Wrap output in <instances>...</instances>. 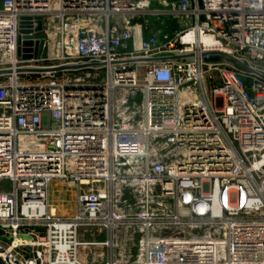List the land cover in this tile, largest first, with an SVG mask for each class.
Returning <instances> with one entry per match:
<instances>
[{
	"label": "built area",
	"instance_id": "1",
	"mask_svg": "<svg viewBox=\"0 0 264 264\" xmlns=\"http://www.w3.org/2000/svg\"><path fill=\"white\" fill-rule=\"evenodd\" d=\"M148 16L182 28L146 36ZM22 19L34 42L42 22L40 59L18 55ZM84 64L103 67L16 74ZM2 71L5 264H89L87 229L107 233L106 264H264V0H0ZM54 182L77 187L73 215ZM121 228L141 235L134 262L115 252Z\"/></svg>",
	"mask_w": 264,
	"mask_h": 264
},
{
	"label": "rangeland",
	"instance_id": "2",
	"mask_svg": "<svg viewBox=\"0 0 264 264\" xmlns=\"http://www.w3.org/2000/svg\"><path fill=\"white\" fill-rule=\"evenodd\" d=\"M158 9V6L152 8V10ZM135 23L143 25L144 33L146 36L148 35H162L165 33H173L174 31L181 29V24L179 22L174 21L173 19L163 18L158 19L153 16H148L146 18L136 19ZM55 53L54 43H51V46L46 52V56L49 54ZM91 73V72H90ZM140 74H144V69H140ZM94 75V74H93ZM32 78H38V76H32ZM210 90L211 87L208 86ZM137 101L138 107L142 105V96L138 93V96L134 100ZM61 186L65 187L66 189L60 191L58 186L52 188L51 187V201L52 205H55L58 209L59 215H72L76 209V200H77V187L75 185L69 183H59ZM129 200L132 199L131 196L128 198ZM141 238L139 232L135 229L129 228H121L117 232V245L115 252L120 258L121 256L125 257V261L134 262L137 255V248L138 242ZM83 254L88 261H91L96 254H101L106 251L104 248L99 247H92L83 250ZM92 257V258H91ZM121 259V258H120Z\"/></svg>",
	"mask_w": 264,
	"mask_h": 264
},
{
	"label": "water",
	"instance_id": "3",
	"mask_svg": "<svg viewBox=\"0 0 264 264\" xmlns=\"http://www.w3.org/2000/svg\"><path fill=\"white\" fill-rule=\"evenodd\" d=\"M31 22V19H22L20 24V39H19V57L23 60H33L40 59L43 55L44 50V36H43V25L42 22L38 19L36 23V33L37 39L36 42L33 40H27L26 37L30 32L27 31V25ZM23 36V37H22ZM194 58L193 54L185 55H175L172 57L164 58H154V59H138L134 61H129V64L134 63H155V62H167V61H176V60H192ZM202 59L204 63H221L226 62L231 65H235L249 72L257 73L255 70L247 66L243 61L222 52H207L202 54ZM102 64H84V65H70L57 68H30V69H20L16 71V74H47V73H62L67 71H78L83 69L90 68H101ZM13 74L12 71H2L0 75H10ZM97 199L86 198V201H96ZM0 264H5L0 258Z\"/></svg>",
	"mask_w": 264,
	"mask_h": 264
},
{
	"label": "crops",
	"instance_id": "4",
	"mask_svg": "<svg viewBox=\"0 0 264 264\" xmlns=\"http://www.w3.org/2000/svg\"><path fill=\"white\" fill-rule=\"evenodd\" d=\"M59 183H61V182H54L51 187L54 188V187H57L59 185L61 186V184H59ZM57 211H58V209H57ZM81 240H82V242H84L86 244H92L93 245V246L84 247V248H82L83 250H86L87 248H92V247L104 248V250L106 249V251L104 253L96 254L93 257V259H91V261H88L86 259V257L83 254V251L81 250V258H82L83 261H85L86 263H89V264H106L109 261V257H110L109 250L106 247H104V246L94 245V244H104V243H106V241L108 240V235H107L106 232H104L101 229H87V230H83L82 233H81Z\"/></svg>",
	"mask_w": 264,
	"mask_h": 264
},
{
	"label": "bare ground",
	"instance_id": "5",
	"mask_svg": "<svg viewBox=\"0 0 264 264\" xmlns=\"http://www.w3.org/2000/svg\"><path fill=\"white\" fill-rule=\"evenodd\" d=\"M206 42H208V43H213L214 40H213V39H209V38L207 39V38H206ZM58 188H59L60 191L66 189L65 187L60 186V185L58 186ZM53 206H54V208H57L55 205H53Z\"/></svg>",
	"mask_w": 264,
	"mask_h": 264
}]
</instances>
